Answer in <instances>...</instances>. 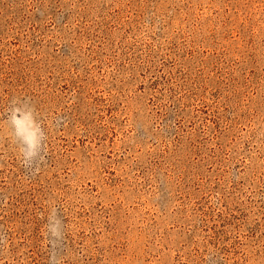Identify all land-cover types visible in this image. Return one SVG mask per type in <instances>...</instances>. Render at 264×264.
Masks as SVG:
<instances>
[{"label": "rangeland", "instance_id": "374dc122", "mask_svg": "<svg viewBox=\"0 0 264 264\" xmlns=\"http://www.w3.org/2000/svg\"><path fill=\"white\" fill-rule=\"evenodd\" d=\"M0 264H264V0H0Z\"/></svg>", "mask_w": 264, "mask_h": 264}, {"label": "clouds", "instance_id": "9594fccd", "mask_svg": "<svg viewBox=\"0 0 264 264\" xmlns=\"http://www.w3.org/2000/svg\"><path fill=\"white\" fill-rule=\"evenodd\" d=\"M16 112H19V109H17ZM13 123L16 126L18 133L24 138L27 146V151L21 149V153L25 160L30 159L36 154L35 149L39 145V140L42 138V134L38 136L39 130L33 128L30 113L26 114L23 120L17 119L13 116Z\"/></svg>", "mask_w": 264, "mask_h": 264}]
</instances>
